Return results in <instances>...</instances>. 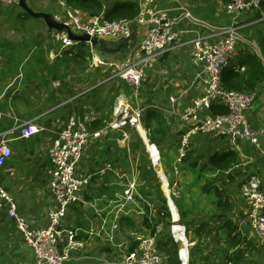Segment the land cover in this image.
<instances>
[{"label": "crops", "instance_id": "1", "mask_svg": "<svg viewBox=\"0 0 264 264\" xmlns=\"http://www.w3.org/2000/svg\"><path fill=\"white\" fill-rule=\"evenodd\" d=\"M62 1L68 6L66 0ZM100 1L103 7L100 12L102 14L117 1L135 2L139 9L141 7V0ZM225 1L153 0L152 7L166 10L170 17L175 18L173 29L179 35L171 43L170 48L156 59L153 67L146 71L136 97L132 85L124 79L116 78L103 82L107 76L103 69L96 68L83 72L86 67L85 58L75 62L65 57L62 68V65H59L50 69L47 67V56L46 59L45 56L42 59L36 55L32 60H27L24 56L19 60L25 63L18 62V66H10L6 69L3 82H0V132L13 127L16 117L21 120H33L43 124L47 129L29 139L11 141L12 155L0 171L2 187L15 201L17 212L25 216L32 227H44L48 223L46 213L53 198L48 189V170L51 163L47 154L56 133L63 128L68 118L79 117L92 131L101 128L113 118V109L118 100L129 102L132 107L144 108L140 119V130L135 127L109 130L100 137L92 138L86 145L77 165V172L81 175H90L89 182L79 192V200L68 207L63 219V226L75 232V239L82 243V247L71 251L66 264H121L122 258L137 248L136 236L154 235L156 241L169 237L173 221L172 212L178 223L179 221L184 223L182 225L187 228L186 233L189 230L191 238L188 239L185 233L187 241L194 243L189 247V264L191 262L208 264L207 260L210 257L216 260L211 264H224L229 259L232 261L235 259L233 264H264V237L247 220L249 203L242 194V184L251 173L259 175L261 188H264V159L258 147L249 141H235L209 132L192 134L188 146L184 148V155L187 150L207 152V158L215 152L233 151L236 154L234 162L223 171L210 167L207 158H203L202 161L197 160L196 154L188 161H183L184 155L180 153L181 138L188 127V123L181 119L180 114L204 91L202 78L196 77L201 68L191 61L188 46H183V43L192 38L196 31L210 34L215 28L231 25L233 21L225 12ZM203 3L207 11L200 10L201 6L204 7L201 5ZM59 6V13L56 12L55 16L62 19L64 8L60 4ZM190 9L195 10L194 14ZM79 10L85 16L93 15L85 10ZM186 11L188 15L185 14ZM207 15L215 22H209ZM260 16H262L261 11L254 10L237 16L239 37L229 65L221 75L222 83L228 89L252 88L251 91L256 92L255 100L245 111L249 124L256 130H264V28L261 25L260 29L256 25L259 23L255 22ZM146 27H138L137 41L142 38ZM84 44L90 47L89 44ZM69 49L63 50L61 54ZM254 63L261 65L260 79H257L259 71L254 67ZM19 79L21 82H18ZM86 83L89 86L84 89ZM81 92L87 94L77 99L82 95ZM171 97L173 100H170ZM149 104L155 105V109L165 120L166 136L160 142L151 143L143 126L145 106ZM211 106L205 113L213 114ZM100 122L102 125H99ZM139 138L142 144L139 143ZM144 144L150 154L149 158L152 154L155 160L151 158L150 163L152 162L153 171L157 174L155 175L159 185L157 187H160L166 204L168 198L172 201L171 209L167 204L168 214L164 210L161 211L162 201L159 205L156 200L155 181L150 176L142 178L141 173V178L139 177V167L144 163L138 166L135 157L133 158L137 174L131 171L129 174L126 168L125 164L131 151L135 146ZM262 146L264 148V140ZM166 156L172 157V161H175L168 166L169 174L154 167L159 160L165 166ZM193 163L195 166H192ZM181 164L189 167L192 173L197 175L198 179L195 182L186 180L185 186L181 184V174H179ZM202 165H204L203 169ZM198 168L200 174L196 172ZM161 175L167 181L166 187ZM130 182H135L136 185L133 199L127 202L126 208L115 216L118 212L116 205L119 199L123 200V191ZM206 185H217L225 189V197L229 203L228 210L222 211L215 207L212 203L215 199L213 193L202 191V187ZM174 186L178 189V195L174 191ZM209 196L212 197L210 210H204L206 205H202V202H208ZM173 197L179 201V209ZM165 216L166 223L160 219ZM228 219L236 226L235 232L249 242L247 250L243 242L228 244L226 232L221 226ZM114 223L117 226L115 229L112 228ZM199 228L200 232L197 231ZM110 233L113 235L112 240L108 238ZM156 246L162 256L161 263L171 264L163 246ZM179 247L178 243L175 251L176 260H174L176 264H179L177 257ZM199 252L202 257H199ZM121 253L123 254L120 259ZM35 262L31 246L17 230L14 221L7 217L5 207L1 206L0 264H35Z\"/></svg>", "mask_w": 264, "mask_h": 264}, {"label": "built area", "instance_id": "2", "mask_svg": "<svg viewBox=\"0 0 264 264\" xmlns=\"http://www.w3.org/2000/svg\"><path fill=\"white\" fill-rule=\"evenodd\" d=\"M12 2L13 0H1ZM141 7L137 15L132 18L106 19L102 13L85 16L84 13L73 7L66 6L64 1L60 5L64 8V17L57 19L66 23L76 34L86 33L111 43L129 38L134 29L147 26L142 38L130 49L124 59H102L89 47V67L100 68L107 74L104 81L116 78L124 79L133 87L136 97L140 90L141 80L147 70H150L156 59L160 58L177 39L179 33L173 29L175 18L170 17L166 10L152 7L153 0H141ZM225 12L231 16L233 23L222 28H215L210 34H196L186 40L183 46H188L191 61L201 68L196 77H201L204 84L202 95L193 99L180 114L181 119L188 123V127L181 138V150L188 146L189 137L198 132L214 133L221 137L238 141H249L256 145L264 159V130L254 129L249 124L245 111L256 97L254 91H241L226 88L221 79L223 70L229 65L238 40L237 16L247 11H261L256 23L264 28V0H226ZM188 15V11L185 12ZM155 25V26H152ZM53 39L58 43V50L50 52V60L61 56L62 51L78 44L65 32H51ZM109 70V71H107ZM170 100H173L171 97ZM212 104H219L226 108L223 113L209 115L205 113ZM156 108L149 104L145 109ZM138 106L132 107L129 102L117 101L113 109V118L101 128L90 131L85 123L75 116H70L63 128L56 133L52 145L48 149V158L51 166L48 170V189L53 202L47 210L48 223L44 227H32L25 216L17 212V205L13 198L4 190L0 183V207H5L6 215L15 223L17 230L24 240L31 246L35 264H66L71 251L80 249L82 243L75 239V232L63 226L68 207L79 200V192L89 182L90 175H81L77 172V165L84 149L92 138L100 137L109 130H121L127 127L141 129L140 119L142 110ZM43 124L33 120L15 118L13 127L0 132V171L5 162L12 155L11 141L29 139L34 135L45 132ZM152 145V144H151ZM147 148L149 145L147 144ZM153 161V156L151 154ZM136 192L135 182L126 185L123 191V200L118 201L117 216L126 208L127 202L133 199ZM242 194L249 203L247 220L264 237V188H261V178L251 173L242 184ZM177 221V220H176ZM175 222V220H173ZM171 224V229L174 225ZM116 223L112 225L115 229ZM173 240L179 243V264H189V247L194 243L187 241L185 230L182 235L171 232ZM108 238L112 240V233ZM137 248L128 252L121 260V264H162V256L156 246L154 235H138ZM224 264H233L227 260Z\"/></svg>", "mask_w": 264, "mask_h": 264}, {"label": "trees", "instance_id": "3", "mask_svg": "<svg viewBox=\"0 0 264 264\" xmlns=\"http://www.w3.org/2000/svg\"><path fill=\"white\" fill-rule=\"evenodd\" d=\"M27 2L29 4V6L31 8H33L32 4L29 3V0H27ZM2 3L3 2L0 0V12H4V7H3ZM11 4H12L11 9L7 11V20L12 21L14 23V25H17V24L24 25V24H29L30 22H38V21L40 22L39 18L31 16L26 10L19 7L17 2L12 1ZM66 4L68 6H71L74 8H79V9L85 10L89 14H99L103 10V7H102L100 0H66ZM138 11H139V7H138V4L135 2L117 1L112 5V7L110 9L103 12V16L109 20L119 19V18L132 19L137 15ZM135 29H136L135 34L138 38L139 30L137 28H135ZM46 33H47V35L49 34L48 32H46ZM4 44H7V43L5 41H3L1 43V47ZM1 49H3V48H1ZM83 49L84 50H82V48H79V49L78 48H71V49H69L68 51L64 52L62 54V56L56 62H54L55 63L54 65L58 64L59 62H62L65 57L71 58L75 62H78L79 59L84 60V58L86 56H88V57L90 56V53L84 52V51H87V49H85V48H83ZM0 54L5 56L3 58H0V60L2 62V67H1L0 71L4 67H6L5 66L6 62H11V60H15L16 58H18L16 56H11L10 53H7V49H6V52H4V49L0 50ZM37 55H38V58H42V59H43V56H45L43 53H41V51H39V54H37ZM25 56H26V59L29 60L26 54H25ZM35 56L36 55H34V57ZM20 59H22L21 56H20ZM45 59H46V57H45ZM18 62H24V61L19 60ZM85 64H86V62L84 61V66H85ZM48 65H49V63H48ZM254 67H256V69H258L259 76L257 77V79H260L262 76L261 65L259 63H254ZM221 79H222V77H221ZM238 90L247 91V90H252V88H242V89H238ZM86 94H87V92L78 96L77 99L84 97ZM225 111H226V109L222 106H219V105H212L211 106V112H213V114L223 113ZM99 125H102V123L100 122ZM143 126L147 130V137L151 143H153V141L160 142L166 136V127H165L164 117L155 108L146 109L145 114H144V119H143ZM139 143L140 144L142 143V140L140 138H139ZM235 158H236V154L233 151L215 152L207 158V161H208L209 166L212 167L213 169H216L218 171H223V170L227 169L234 162ZM182 160L183 161L189 160L187 154H185L182 157ZM192 166H195V163H193ZM203 166L204 165L201 166L202 169L204 168ZM139 169H140V173H141L142 178H148L149 177L148 173L150 171L153 172V168L151 166L150 161H145L144 164L139 167ZM202 191L204 193H213L215 199L213 200L212 203L215 205V207L217 209L222 210V211L228 210L229 203L225 197V189H222V188L218 187L217 185H206V186L202 187ZM159 192L160 193L162 192L160 190V187H159ZM173 199H174L175 205L179 209V201L175 197H173ZM160 201H162L161 211L164 210L168 214L169 211L167 208L166 199L164 197L163 198L160 197ZM179 214H180V216H182V212L180 210H179ZM162 218L163 217H161L160 219H162ZM179 223L183 224L180 221H179ZM221 226L224 227L223 231L226 232V238L228 239V244H239V243L243 242L244 246H245V250H247V246L249 245V242L243 240V238L240 236V234L235 232L236 226L233 225V222L230 219L226 220ZM197 231L200 232L201 229L199 228V229H197ZM171 238H172V236H171ZM176 243L177 242H175L173 240V238L170 239V237L166 238L165 240L156 241V245L163 246V249L165 250L167 256H169V258L171 260V264H176L174 262V260H176V257H175L176 256L175 251H177L176 245H178ZM230 260H232V259H230ZM234 260L235 259H233V261ZM191 264H194V262H191ZM195 264H196V262H195Z\"/></svg>", "mask_w": 264, "mask_h": 264}, {"label": "rangeland", "instance_id": "4", "mask_svg": "<svg viewBox=\"0 0 264 264\" xmlns=\"http://www.w3.org/2000/svg\"><path fill=\"white\" fill-rule=\"evenodd\" d=\"M60 0H29V3L32 4L33 8L37 11H47V12H53L54 14L57 12L59 13L60 10V6H59V2ZM9 1H3L2 5L4 7V12H0V50L4 49V52H6L7 49V53H10L11 56H16L18 58H16L15 60H11V62H6L5 66L1 71H0V82H3L2 78L4 79L5 76V72L6 69L10 66H18V60L20 59V56L23 58L25 56V54L27 55L29 60H32L34 58V55L39 54V51H41V53H43L45 55V57L47 56L48 59V63L47 67H49L50 69L54 68L55 66H59L62 65V62H59L57 65H54L56 62V59L59 57H57L54 60H50L49 57V53L52 52H56L58 49V43L55 42V40L52 37V34L49 33L47 35V28L45 23L43 22V20L40 19V22H30L29 24H24V25H14V23L12 21H8L7 20V11L11 9V2L8 3ZM201 5H204L201 4ZM201 11H207L206 6L204 5L201 6L200 8ZM190 12L194 14L195 10L194 9H190ZM221 17H223V15H221ZM207 20L209 22H215L213 19H211V17L209 15H207ZM206 26L210 27V25L206 24L204 21H202ZM257 27H260L261 29V22L259 24H256ZM5 41L7 44L2 45L1 47V43ZM3 48V49H1ZM71 48H82V50H84L83 48L87 49V51L84 52H89V47H87L84 43H78L76 45H74ZM70 48V49H71ZM90 53V52H89ZM4 55L1 56L0 54V58H3ZM111 58H116L115 55H112ZM86 60V67H84L83 72H89L91 71L89 67V57L86 56L85 57ZM2 67V62L0 60V69ZM63 67V65L61 66V68ZM109 71V70H107ZM49 75V74H48ZM50 76V75H49ZM76 77V76H75ZM66 78V76H65ZM75 79V78H74ZM18 82H21L20 79ZM17 82V83H18ZM79 85V83H77ZM84 84V89H86L89 85ZM80 91H82L83 89H79ZM82 94H84L83 92H81ZM80 93V94H81ZM71 98V97H70ZM69 99V98H68ZM71 100V99H69ZM143 143V142H142ZM141 143V144H142ZM136 148V150H135ZM186 154L188 156L189 159L193 158L194 155H197V160H201L203 158H207L208 154L207 152L204 151H194V150H187ZM175 156V155H174ZM135 157V162H137V165L140 166L142 163H144V161H152L150 160V154L147 152L146 149V145L144 144L143 146H135L134 149L131 151L130 155L128 156V161L125 164L126 168L130 174V171L132 173L137 174L134 164L135 162L133 161V158ZM173 158L170 157L168 158L167 156L164 159V163H161L162 161H156V165L154 166L156 169H161L163 172H166V174H169L168 172H170V167L172 164L175 163V161H172ZM152 163V162H151ZM137 168V167H136ZM138 169V168H137ZM196 172L198 174H200V170L199 168L196 170ZM207 172V171H205ZM204 172V173H205ZM179 174H181V184L183 186H185V182L186 180H189V182H191V180H193L194 182L198 179L197 175L195 176L191 169L187 166H185L184 164H181L180 169H179ZM155 174L154 171L153 172H149V176L151 177V179H153L155 181L154 186H156V193H157V202L160 205L161 202L159 200V197H163V193L159 192V188L157 187V181L155 178ZM168 176V175H167ZM139 177H140V172H139ZM158 177V176H156ZM170 177L172 178V175H170ZM141 178V177H140ZM175 189L174 191L176 192V195H178V189L176 188V186H174ZM211 196H209V198L207 199L208 202L204 201L202 202V205H206V207L204 208V210H210V205H211ZM202 208V210H203ZM163 221H165V223L167 222V217H163L162 218ZM173 223H178L177 221L173 222ZM180 224V223H179ZM184 224V223H183ZM182 225V224H181ZM187 227V226H186ZM166 228L167 225L165 226V232H166ZM194 228V227H193ZM187 228L185 229V233H186ZM167 233V232H166ZM187 238L190 239L191 238V234L189 232V230L187 231ZM170 239L171 236L169 235ZM178 244V243H176ZM119 247H121V244L119 245ZM205 248V247H204ZM123 253H121L120 255V259ZM199 257H202L201 252L198 253ZM204 257V256H203ZM246 259V258H245ZM208 264H211L212 262H216V260H214L212 257H210L208 260ZM116 264V263H114ZM215 264V263H213Z\"/></svg>", "mask_w": 264, "mask_h": 264}, {"label": "water", "instance_id": "5", "mask_svg": "<svg viewBox=\"0 0 264 264\" xmlns=\"http://www.w3.org/2000/svg\"><path fill=\"white\" fill-rule=\"evenodd\" d=\"M17 2L19 7L26 10L31 16L39 18L43 20L46 25L47 32L51 33L53 31H60L65 32L70 39L73 41H78L79 43H86L90 45L91 50L100 58L102 59H110L112 55H116L117 59L122 60L125 58L127 51L132 48L137 42V36L135 34L136 29H134L132 35L129 38H125L120 40L116 43H111L105 39L96 37V36H89L86 33L76 34L74 33L70 27L57 19L53 12L47 11H37L31 8L27 2V0H13ZM155 26V25H152ZM164 180V186L166 187L167 181L165 180L164 176L161 175ZM167 204L171 209L172 201L168 198ZM172 218L175 220L174 212H172ZM182 233H184V226ZM174 231V227L171 229V232Z\"/></svg>", "mask_w": 264, "mask_h": 264}, {"label": "bare ground", "instance_id": "6", "mask_svg": "<svg viewBox=\"0 0 264 264\" xmlns=\"http://www.w3.org/2000/svg\"><path fill=\"white\" fill-rule=\"evenodd\" d=\"M177 220V218H175V221ZM174 225H179V226H175V230L174 233L178 236V235H182V231H183V227L181 224H174Z\"/></svg>", "mask_w": 264, "mask_h": 264}]
</instances>
